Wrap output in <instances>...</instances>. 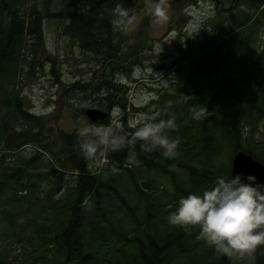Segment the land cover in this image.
<instances>
[{"label": "trees", "instance_id": "1", "mask_svg": "<svg viewBox=\"0 0 264 264\" xmlns=\"http://www.w3.org/2000/svg\"><path fill=\"white\" fill-rule=\"evenodd\" d=\"M86 1L73 0L78 8L66 14L51 8L53 0H0V144L11 153L31 144L37 150L17 168L0 163V211L13 218L12 212L24 213L14 204L29 206L9 234L21 252L13 259L1 253L0 264H231L237 254L219 255L197 239L198 227L186 231L167 217L181 197L211 189L217 178H231L236 153L264 164V0H168L179 13L171 19L177 52L169 66L170 87L131 110L175 117L177 128L168 135L180 139V154L166 159L162 150L141 151L137 142L120 151L102 149L91 160L80 154L82 138L75 131L58 137L45 116L26 107L20 83L41 67L42 57L52 55L43 26L56 20L61 35L92 54L103 72L91 71L90 83L70 84L66 96L93 97L109 116L114 108L126 111L129 85L123 75L143 63L150 18L142 13L138 30L144 41L128 42L122 32H113L110 12L122 2L137 15L135 0ZM200 2L214 10L189 37L185 7ZM193 105L208 115L194 119ZM109 116L97 124L133 131L126 117L116 124ZM39 151L56 163L43 164ZM262 253L264 247L253 253L254 264H264Z\"/></svg>", "mask_w": 264, "mask_h": 264}, {"label": "rangeland", "instance_id": "2", "mask_svg": "<svg viewBox=\"0 0 264 264\" xmlns=\"http://www.w3.org/2000/svg\"><path fill=\"white\" fill-rule=\"evenodd\" d=\"M79 1L85 3V0ZM134 2L140 8V12L136 15L135 24L128 31L122 32L125 39H130L128 42L132 39L144 41L142 33L138 30L142 13H144L143 3L142 0ZM51 8L67 14V12H73L78 8V4L74 5L73 0H53ZM185 8L188 10V23L184 19V26L186 24L185 27L183 26L184 30L187 29L185 32L189 37L195 36L202 30L204 20L213 13L214 7L210 2H200L198 4L191 3ZM177 14L179 13L170 6L167 12L168 18L164 23L160 25L149 23V30L146 33L150 42L145 43L143 63L132 67L128 76L123 75L124 83L129 85L126 111L123 112L120 108L112 109L109 117L113 123L118 124V120L126 117L134 125L137 124V117L140 114L131 109L135 106L148 105L152 98H156L164 88L170 87L172 76H170L169 66L177 52L171 19ZM43 33L47 52L52 55L42 57L41 67L33 70L30 76L20 77V83L23 85L22 95L26 98V107L36 115L45 116L46 124L49 127L54 126L59 137L63 133H74L78 127L84 126V120H88L85 116L86 109L99 108L93 97H85L84 94H73L71 98L66 96L67 87L76 81L90 83L91 71L98 72L99 70V76L103 72L92 54L83 52L75 42L61 35V27L56 20H45ZM53 68H55V73L52 72ZM25 71H29V68H26ZM157 90L161 92H157ZM77 109L79 111H74ZM47 117H49L48 120ZM16 129L21 128L17 127ZM4 145V143L0 144V163L1 161L12 162V167L17 168L21 164L22 158L29 160L37 155V150L32 144L16 151L11 150L15 154L7 152ZM39 152H42L40 157L43 164L56 163L48 152ZM68 180L71 182L73 178ZM113 185L116 187L117 184L114 182ZM14 207L17 210L23 209L24 213L12 212L13 218H11L9 212L4 214L0 211V254L8 251V257L11 259L21 252V245L16 238H12L9 234H12L11 231L14 228L20 227L23 222L22 216H27L25 213L29 206L27 203L21 202L14 204ZM89 207L93 209L94 205ZM30 213L35 217L36 206L33 201ZM231 264H254V254L240 255L237 253Z\"/></svg>", "mask_w": 264, "mask_h": 264}, {"label": "clouds", "instance_id": "3", "mask_svg": "<svg viewBox=\"0 0 264 264\" xmlns=\"http://www.w3.org/2000/svg\"><path fill=\"white\" fill-rule=\"evenodd\" d=\"M142 3L144 15L153 25L167 20L168 0H142ZM241 9H244L243 5ZM110 15L114 33L128 31L137 19L135 11L122 2L115 4ZM182 96L185 100L192 99ZM191 111L194 119H204L208 115L199 105H193ZM137 120L130 133L84 120V126L76 130L77 136L82 138L77 145L80 154L91 160L102 149L115 152L133 147L137 142L141 151L160 149L166 159H175L180 154V139L168 135L169 130L177 128L175 117L163 119L158 112L142 113ZM167 219L170 225L186 231L198 227L197 239L203 240L221 256L231 258L237 253H254L264 247V183H258L254 175L242 178L239 173L229 179L217 178L211 189L181 197L178 207Z\"/></svg>", "mask_w": 264, "mask_h": 264}, {"label": "water", "instance_id": "4", "mask_svg": "<svg viewBox=\"0 0 264 264\" xmlns=\"http://www.w3.org/2000/svg\"><path fill=\"white\" fill-rule=\"evenodd\" d=\"M85 116L92 123L103 122L108 117V112L92 108L85 110ZM241 174V177L246 175H254L257 177L258 183H264V164L254 159L250 154L238 152L233 156L231 164V177L235 174Z\"/></svg>", "mask_w": 264, "mask_h": 264}]
</instances>
